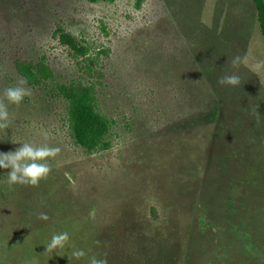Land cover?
Here are the masks:
<instances>
[{
	"label": "rangeland",
	"instance_id": "374dc122",
	"mask_svg": "<svg viewBox=\"0 0 264 264\" xmlns=\"http://www.w3.org/2000/svg\"><path fill=\"white\" fill-rule=\"evenodd\" d=\"M133 1L0 0V95L22 79L15 61L39 57L55 82L95 80L52 37L60 26L92 56L106 50L94 89L114 121L109 148L86 153L50 81L9 106L0 152L24 142L61 152L38 187L9 188L0 169V264H88L105 252L108 264H264V70L251 71L264 43L251 0ZM233 71L239 86L217 84Z\"/></svg>",
	"mask_w": 264,
	"mask_h": 264
},
{
	"label": "trees",
	"instance_id": "16d2710c",
	"mask_svg": "<svg viewBox=\"0 0 264 264\" xmlns=\"http://www.w3.org/2000/svg\"><path fill=\"white\" fill-rule=\"evenodd\" d=\"M89 3L107 2L113 0H87ZM143 0H134L133 6L139 8ZM258 33L264 43V0H251ZM52 37L59 44L66 47V51L74 60L75 66L81 73L89 78L70 80L58 83L53 80L52 71L45 64L44 58L35 61H15L16 73L27 80L28 86H39L50 81L53 94L64 101L66 110L64 121L70 140L86 153L104 151L109 148L106 136L114 121L104 115L98 108L94 84H98L102 74L98 70V57L105 55L106 50H100L92 56L86 45L78 46L70 35L66 34L60 26L52 31Z\"/></svg>",
	"mask_w": 264,
	"mask_h": 264
},
{
	"label": "clouds",
	"instance_id": "9594fccd",
	"mask_svg": "<svg viewBox=\"0 0 264 264\" xmlns=\"http://www.w3.org/2000/svg\"><path fill=\"white\" fill-rule=\"evenodd\" d=\"M245 58L240 55L232 57L230 61L231 68L238 70ZM264 70V59L256 61L252 66L251 71L259 73ZM217 84L226 87H237L241 84V78L236 71L231 74L221 75L217 79ZM27 80L21 79L15 85H9L0 95V129H7L9 126V106H19L25 97L31 96V88L27 87ZM259 105L253 106V114L259 119L258 109ZM44 140L47 141L52 133L50 131H43ZM21 146L15 150L8 152H0V169H7V185L11 188L14 185L38 187L42 180L48 178L51 172L50 159H54L59 155L61 149L59 147L49 146L47 143L35 145L33 143L24 142L19 143ZM65 178L72 184L75 181L72 179L70 173H64ZM37 218L42 221L49 219L46 213H39ZM69 240L68 232H61L52 235L51 240L47 244L46 251L52 253L57 248H63ZM99 243V241H97ZM74 259H81L86 256L83 249H74L71 253ZM88 264H108L107 253L99 255H92L88 258Z\"/></svg>",
	"mask_w": 264,
	"mask_h": 264
}]
</instances>
